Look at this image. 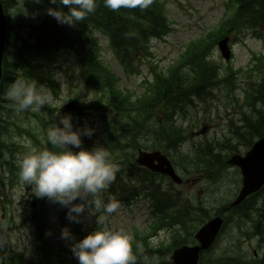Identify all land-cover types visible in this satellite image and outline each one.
Instances as JSON below:
<instances>
[{
    "label": "clouds",
    "instance_id": "clouds-1",
    "mask_svg": "<svg viewBox=\"0 0 264 264\" xmlns=\"http://www.w3.org/2000/svg\"><path fill=\"white\" fill-rule=\"evenodd\" d=\"M40 3L41 0H35ZM56 8H48L47 15L59 24L73 26L84 21L96 10V0H48ZM150 0H104L105 7L118 10L121 7H146ZM61 6L67 7V12ZM6 97L17 112H38L52 101L50 92L37 86L31 79H19L11 83ZM55 115L59 116V112ZM89 128L73 129L72 116H59L45 130L43 145L37 147L27 137L23 138L25 151L18 154V177L39 199L67 208L70 223H80L82 215H99L100 223L120 208L114 196L105 203V193L119 171L105 147L94 146L91 150L82 147L81 136L90 137ZM79 149V151H73ZM81 203H73L76 200ZM60 237L70 243V251L78 264H135L131 251L132 236L122 230L96 228L77 241L70 230L61 229Z\"/></svg>",
    "mask_w": 264,
    "mask_h": 264
},
{
    "label": "rangeland",
    "instance_id": "rangeland-1",
    "mask_svg": "<svg viewBox=\"0 0 264 264\" xmlns=\"http://www.w3.org/2000/svg\"><path fill=\"white\" fill-rule=\"evenodd\" d=\"M191 3L194 6L197 7L198 11L200 12L201 15H203V18H198V19H194L193 16H190L189 18L186 17V21H188L190 23V25H192L195 20L197 22V25H203L206 27H209L210 25L213 24V22L215 20H217L219 18V16L221 15L222 12V8L223 7V1L221 0H181V4H177V3H171L169 2L167 5L168 8V13L167 15L170 17H174V18H179L178 14L176 13V11L178 9L182 10L183 9V5L184 4H188ZM33 16V15H31ZM17 18H14V20L16 21ZM18 20L22 21L21 16L18 17ZM17 22V21H16ZM186 30L184 28H179L178 32L172 34L169 38H168V43L164 44V43H155L154 41L152 42L153 44V48L156 51V59L157 60H164L166 59L164 62H162V66L166 65L168 59L171 57V54H168V52H173L174 49L181 44L182 42H184L187 38H188V33L185 32ZM197 35H198V31L197 30H193ZM41 34V32H39L37 35ZM239 35H236V38ZM101 38V36H100ZM239 40H243V42H238ZM237 41V40H236ZM238 41L235 44H231V48L233 50L234 53V58L232 61V64L234 67H239V66H244V62L249 58V54H252L254 52H258V51H264V44L259 42L258 40L252 39L251 37L247 36V37H240L238 39ZM105 44V41L102 40V45ZM151 44V45H152ZM218 53V52H217ZM104 55V59H106L109 63L112 62V59L110 58V56L108 55V53H103ZM216 59H219L218 55H215ZM60 65H61V69H57L56 70V74L57 76V82L59 84V86L56 87L57 89V100L53 102V105L56 106L61 112H62V108H61V104L60 103H64V97H67L69 95L74 96L75 94L81 97V99L83 100H87L91 97V91L88 89H82V90H78L77 93V89L72 88L71 85L74 86H80L81 85V77L80 74L78 72V67L76 66L74 59L72 58V56L67 55L64 59H62V57H60ZM67 70V72H66ZM130 84V85H129ZM124 85L128 86L132 89L135 85H136V79L131 78V81H125ZM60 89V92H59ZM78 96V97H79ZM223 97V96H222ZM224 100V97H223ZM225 101V100H224ZM222 98H220V102L218 104H221ZM59 116H54L53 119L57 118ZM78 123V119H75L74 121H72L73 124V129L76 130L77 129V124ZM79 151V150H78ZM202 186V185H201ZM25 188V185H24ZM147 213V210L144 211L143 207H142V203L140 204V208H135V226H139L143 229L146 228V217L144 216ZM112 223H111V229L110 230H129V226L131 224V221L128 217V213L127 211L120 206V208L117 210V212H115V214L112 216L111 218ZM84 222V221H83ZM20 235L16 234V237H18ZM13 238H11L12 240ZM14 245H12V248L14 250H18L20 247L16 246V242L17 239H15L14 241ZM228 245H220V248L222 247H226Z\"/></svg>",
    "mask_w": 264,
    "mask_h": 264
},
{
    "label": "trees",
    "instance_id": "trees-1",
    "mask_svg": "<svg viewBox=\"0 0 264 264\" xmlns=\"http://www.w3.org/2000/svg\"><path fill=\"white\" fill-rule=\"evenodd\" d=\"M262 3H264V0L259 1V2H257L256 4H257V6H259V5H261ZM49 31H50V29H49ZM45 34H46V35H49V32H48L47 29L45 30ZM207 159H208V158H207ZM156 207H157L158 210H160V211H162V212H165V211L167 210L166 207H164V204H163L162 202H157V203H156Z\"/></svg>",
    "mask_w": 264,
    "mask_h": 264
},
{
    "label": "water",
    "instance_id": "water-1",
    "mask_svg": "<svg viewBox=\"0 0 264 264\" xmlns=\"http://www.w3.org/2000/svg\"><path fill=\"white\" fill-rule=\"evenodd\" d=\"M2 24V18H1V15H0V25ZM0 51H1V48H0Z\"/></svg>",
    "mask_w": 264,
    "mask_h": 264
}]
</instances>
